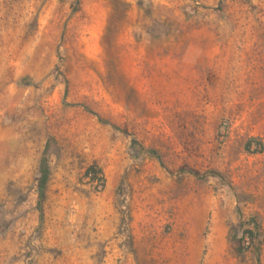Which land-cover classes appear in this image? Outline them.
I'll use <instances>...</instances> for the list:
<instances>
[{
	"label": "rangeland",
	"instance_id": "1",
	"mask_svg": "<svg viewBox=\"0 0 264 264\" xmlns=\"http://www.w3.org/2000/svg\"><path fill=\"white\" fill-rule=\"evenodd\" d=\"M250 138L264 0H0V264H264Z\"/></svg>",
	"mask_w": 264,
	"mask_h": 264
},
{
	"label": "trees",
	"instance_id": "2",
	"mask_svg": "<svg viewBox=\"0 0 264 264\" xmlns=\"http://www.w3.org/2000/svg\"><path fill=\"white\" fill-rule=\"evenodd\" d=\"M85 109L89 113L95 115L100 122L108 123V121L102 119L97 113L93 112L92 110H90L86 107H85ZM112 126L114 128H118L115 125H112ZM251 146H254L253 151H251ZM263 147H264V145H263L262 141H260L256 138H250L245 143V149L248 152H254V150H257L260 152L263 149ZM257 148H259V149H257ZM146 151L152 155H155L157 158L160 159V156L158 155V153L155 150L147 149ZM49 171H50V168H49V160H48L47 147H46L44 152H43V155L40 159V164H39L37 207H38V210L40 212V216L42 214V204H43V201L45 199V192H46L47 183L49 180ZM99 173H100V171L93 166H89L87 168L88 176H96ZM247 224H253V226L256 227V230H254L255 229L254 227L246 228L243 230L242 239H241L242 245L240 244V250L247 249L250 244L257 246L256 248L259 249L258 246L261 243V240H260L261 232L257 230L258 222H257L256 216L250 217L247 221Z\"/></svg>",
	"mask_w": 264,
	"mask_h": 264
}]
</instances>
